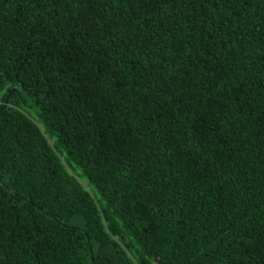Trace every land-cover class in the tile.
<instances>
[{
    "label": "trees",
    "instance_id": "1",
    "mask_svg": "<svg viewBox=\"0 0 264 264\" xmlns=\"http://www.w3.org/2000/svg\"><path fill=\"white\" fill-rule=\"evenodd\" d=\"M0 264H264V0H0Z\"/></svg>",
    "mask_w": 264,
    "mask_h": 264
}]
</instances>
